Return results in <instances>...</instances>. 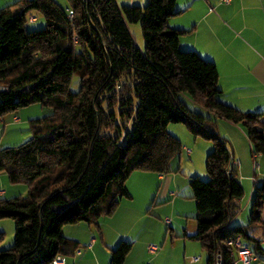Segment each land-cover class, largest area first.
<instances>
[{
	"label": "trees",
	"instance_id": "16d2710c",
	"mask_svg": "<svg viewBox=\"0 0 264 264\" xmlns=\"http://www.w3.org/2000/svg\"><path fill=\"white\" fill-rule=\"evenodd\" d=\"M64 9L54 0H18L0 10V118L34 104L51 108L48 117L29 121L31 138L0 149V173L28 194L0 198V220L15 223V243L0 251V264H51L74 256L80 243L66 238L65 226L88 223L99 231L124 199L136 171L167 175L183 144L170 134L182 124L195 137L213 142L206 159L208 180L190 178L196 203L194 236L207 253L206 264H236L229 240L242 238L258 258L262 240L249 229L263 227L264 182L255 189L250 220L232 226L245 196L232 153L218 119L241 126L255 156H264V112H244L218 97L215 63L195 51H183L188 31L173 29L177 0H148L145 6L116 0H70ZM41 14L46 28L28 30ZM36 17V16H35ZM140 23L145 50L128 24ZM79 74L78 93L70 89ZM188 95L213 114L191 111ZM133 244L122 241L110 264H125Z\"/></svg>",
	"mask_w": 264,
	"mask_h": 264
},
{
	"label": "crops",
	"instance_id": "0c3cea01",
	"mask_svg": "<svg viewBox=\"0 0 264 264\" xmlns=\"http://www.w3.org/2000/svg\"><path fill=\"white\" fill-rule=\"evenodd\" d=\"M17 1L0 0V10ZM147 2L148 0H133L125 4L144 5ZM176 11L178 14L168 19V25L173 29L188 31L180 39L181 50L195 51L205 60L215 63L218 68L221 90L218 99L244 112H264V0H232L229 4L218 0H177ZM35 19L36 21L32 24L37 23V18ZM16 118L14 116L11 123L20 121ZM217 122L220 134L225 139L232 156L241 162V167L237 168V171L242 175L243 183L253 181V185L249 187L248 201L241 199L237 202L240 212L245 201L247 202L245 208L252 210L255 189L264 182V156L254 155L251 142L241 126L223 119H218ZM167 130L181 140L183 156H180L179 160L175 158L172 161L171 172L167 175L132 173L126 185L131 198L124 199L114 215L102 217L99 231L84 222L65 226L62 230L63 235L80 243V253L71 257L66 256L67 264H110L112 251L122 241L130 242L134 246V242L138 243L142 235H149L151 238L141 241L144 257L140 264H147L150 260L146 258V255L154 257L157 263L167 254L174 244V237L171 239L173 242L171 244L168 242L169 236L166 233L163 238L164 245L160 247L157 254L151 255L148 252V246L155 244L153 240L160 242L161 234L158 239L156 236L152 239L153 230H142L140 226L150 221L151 210L156 200L163 201L166 196L167 199H173L181 194L191 196L190 178L194 176L200 179L209 178L207 170L201 168L205 162L199 168L195 165L191 167L189 179L185 176L181 178L180 171L187 157L191 159L193 157L191 160L193 163L205 161L214 149V145L209 142L199 147V139L183 125L171 124ZM255 157L260 160V178L256 177L254 171L252 173ZM156 187L160 188L159 199L158 195L152 197L153 188ZM27 192L26 186L12 185L8 176L0 173V198L12 199L24 196ZM162 194L163 199H161ZM179 198L172 201L173 213L177 211L176 213L179 214L177 206L184 203V200ZM262 217L264 220V210ZM247 224L231 222L232 226H246ZM5 225L9 224L0 222V230ZM257 231H260V235L256 234ZM196 232L197 229L184 231L183 237L180 238L184 252L175 264L200 263L201 258L198 263L189 261V256L191 257V254L197 251V248L196 250L191 249L193 242L197 241L192 237ZM249 233L252 237L262 240L264 248V228H252L249 229ZM133 250L134 247L127 256L125 264L134 263L135 252ZM236 264L242 263L238 261ZM255 264H264V255L258 258Z\"/></svg>",
	"mask_w": 264,
	"mask_h": 264
},
{
	"label": "rangeland",
	"instance_id": "374dc122",
	"mask_svg": "<svg viewBox=\"0 0 264 264\" xmlns=\"http://www.w3.org/2000/svg\"><path fill=\"white\" fill-rule=\"evenodd\" d=\"M57 2L62 8L64 9H72V5L70 0H54ZM118 4L122 5H130V4H125L128 2H132L133 0H116ZM15 3V2H14ZM12 3L11 5H13ZM148 3V2H147ZM146 3V4H147ZM144 5H139V6H145ZM135 5V4H134ZM37 18V23L28 24V30L34 31V30H40L46 28V20L43 15L41 14H35ZM128 27L130 29V32L134 38V42L136 46L141 49L145 50V41L143 39L142 35V27L140 23H135V24H128ZM81 88V78L79 74H75L72 78L70 89L73 93H78ZM180 98L187 104L189 109L191 111L197 112V113H203L205 115H210L213 117V114H210L208 111L204 110L201 108L198 104H196L188 95L186 94H180ZM52 109L43 107L40 104H34L30 105L28 107L22 108L15 114H9L6 115L2 118H0V126L2 127L0 129V149H5V148H12V147H17L25 143L31 138V131H30V126H29V121L30 120H35V119H42L45 117H48L51 115ZM17 117L20 121L18 123H11L13 117ZM216 120V118L214 117ZM171 125V124H170ZM182 125V124H179ZM184 126V125H183ZM185 127V126H184ZM186 128V127H185ZM198 146L201 147V144H206V143H211V141H203L204 139L198 138ZM181 141V140H180ZM192 149V148H190ZM180 156H183V152L181 155L176 157V160H179ZM207 159V158H206ZM253 159V158H252ZM192 159L187 157L184 161V165L182 166V170L180 171V176L181 178H186L189 177V173L192 171L191 167L193 165L196 166V168H199L200 165L203 170L206 171V160L204 161H196L195 163L191 162ZM253 171L256 174V177L260 178V160L256 159V157L253 159ZM241 167V165L239 166ZM238 167V168H239ZM140 172V171H136ZM146 173V172H143ZM155 174V173H153ZM189 179V178H188ZM187 179V180H188ZM239 179L242 182V185L245 189V196L243 197L242 200H247L249 198V187L253 185V181H247L243 183L242 181V175L239 173ZM202 181H207V178H201ZM252 180V179H251ZM20 186H25V185H20ZM159 187L153 188V194L152 197H156L158 195H161V192H159ZM192 190V189H191ZM28 192L24 194V196H17L18 197H25L27 196ZM178 195V194H177ZM163 194L161 199H163ZM179 196V195H178ZM176 196L173 199H167V196L165 197V200H156L154 207L152 208L151 212V219L147 224H141L140 228L142 230L147 229V230H153L152 233V239L153 237L159 238L161 234V241L158 242L157 240H153V243L158 245L159 247L163 246V238L166 235V233L169 236V243L172 242V237H174V244L169 248L167 254L163 258H161L157 263L154 261V257H147L146 258L150 259L147 261V264H175V261H177L180 258V255L184 252V247H182V238L184 235V231L188 229V231H193L197 229V222L195 220V217L197 215V210H196V203L193 200V191L191 196L188 194H181V196ZM12 198V199H15ZM176 198H179L180 200H184L182 204L178 205V211L179 214H177L175 211L174 214L172 211V201ZM185 198V199H184ZM254 200V198H253ZM246 201L245 203L241 206V212L237 217L234 218L232 221L233 224H240V223H248L249 217L251 215V210L246 209ZM253 203V201H252ZM252 209V208H251ZM167 219H171V224L168 225L166 222ZM0 222H6L9 225H5L2 230H0V251L1 250H7L11 248L14 243H15V223L11 219H2ZM175 230V231H174ZM2 231V232H1ZM257 235H260V231H257ZM158 235V236H157ZM149 235H142L141 240H139L138 243L134 242V257H133V264H140L142 258L144 257V251L143 248L141 247V241L148 240ZM130 243V242H129ZM193 247L191 249L197 248V251L194 252V254H191L192 256H189V261L193 257H200L201 261L199 264H206L207 261V253L202 249L201 244L198 241L193 242ZM191 262V261H190Z\"/></svg>",
	"mask_w": 264,
	"mask_h": 264
},
{
	"label": "built area",
	"instance_id": "2783aa9c",
	"mask_svg": "<svg viewBox=\"0 0 264 264\" xmlns=\"http://www.w3.org/2000/svg\"><path fill=\"white\" fill-rule=\"evenodd\" d=\"M206 1H209V0H206ZM218 1L224 4H229L232 2V0H218ZM35 21H36L35 17L29 18V23H34ZM240 165H241V162L239 160L234 159L233 157L232 166L238 168ZM166 222L168 223V225H170L171 219H167ZM228 245L234 248L237 254L238 261L241 262L242 264H255V262H257L258 256L255 253L254 249L250 247L249 245H247L242 240V238H236V239L229 240ZM159 250H160V247L156 244H150L148 246V252L151 255L157 254ZM79 253H80V250L77 251V254ZM190 261L192 263H198L200 261V257H193L190 259ZM51 264H67V258L64 255H59L52 261ZM216 264H223V259L221 255L217 256Z\"/></svg>",
	"mask_w": 264,
	"mask_h": 264
}]
</instances>
